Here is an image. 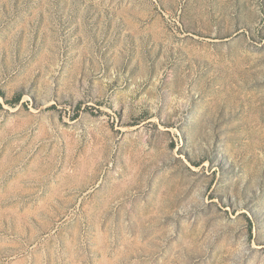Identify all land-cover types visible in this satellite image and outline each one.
Here are the masks:
<instances>
[{
  "label": "rangeland",
  "instance_id": "obj_1",
  "mask_svg": "<svg viewBox=\"0 0 264 264\" xmlns=\"http://www.w3.org/2000/svg\"><path fill=\"white\" fill-rule=\"evenodd\" d=\"M0 264H264V0H0Z\"/></svg>",
  "mask_w": 264,
  "mask_h": 264
}]
</instances>
